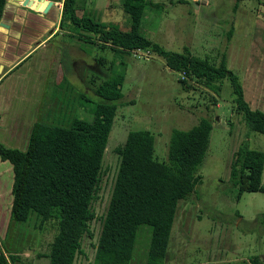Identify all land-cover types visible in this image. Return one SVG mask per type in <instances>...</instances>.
Returning a JSON list of instances; mask_svg holds the SVG:
<instances>
[{
	"label": "rangeland",
	"instance_id": "obj_1",
	"mask_svg": "<svg viewBox=\"0 0 264 264\" xmlns=\"http://www.w3.org/2000/svg\"><path fill=\"white\" fill-rule=\"evenodd\" d=\"M151 1L159 3V7L144 9L141 34L166 50H187L196 57L214 59L215 63L224 54L227 68L238 76L244 100L250 108L264 112V42L261 43L264 25L253 22L256 14L264 12V0H241L234 8V0H200L198 4L192 0ZM84 10L106 25L121 30L129 27V17L119 0H88ZM76 13L80 15L82 10ZM49 46L37 50L4 82L12 87L8 93L12 102L20 94L28 95L30 88L26 84L42 72L43 96L34 121L67 127L73 117L90 119L92 104L97 101L94 86L109 72H123L122 97L116 102L103 153L102 174L92 202L91 236H84L82 253L76 255L73 264H90L92 260L100 216L109 199L117 164L112 148L122 144L129 130L147 129L154 137L156 159L165 161L170 130L188 129L200 117L212 124L208 147L198 169L201 178L194 191L177 203L164 264H253L252 256H256L258 264H264L261 222L264 192H242L237 197V189L229 181V162L235 150L246 144L264 151V135L248 130L241 115L234 112L228 82H222L218 94L188 78L184 84L180 83L184 77L181 72L167 68L161 58L138 50L130 54L114 53L107 46L100 48L98 44L82 42L65 23L63 27L58 25L57 35ZM50 67L53 70L47 73ZM246 67L249 71L257 67L260 73L245 74ZM252 78L263 82L262 86H256L257 90L249 88ZM21 101L18 99L16 106L5 109H19ZM34 107L30 109L33 111ZM5 136L4 128L0 127V138ZM261 182L264 184V168ZM138 231L132 264H141L148 237L147 226L141 225ZM55 233L54 220L40 225L33 216L26 222L11 223L4 237L0 236V247L16 251L20 255L18 264H45L47 259L34 256L48 251Z\"/></svg>",
	"mask_w": 264,
	"mask_h": 264
},
{
	"label": "trees",
	"instance_id": "obj_2",
	"mask_svg": "<svg viewBox=\"0 0 264 264\" xmlns=\"http://www.w3.org/2000/svg\"><path fill=\"white\" fill-rule=\"evenodd\" d=\"M54 1L61 3L59 27L65 23L82 42L98 44L100 48L107 46L119 54L138 50L155 55L167 68L181 72L184 77L180 83L188 78L216 94L226 80L233 95L234 112L241 115L248 130L264 135V112L250 108L244 100L238 76L227 68L224 54L215 63L214 59L199 58L187 50H166L139 32L144 9L157 8L159 3L119 0L129 17L128 29L121 30L90 16L84 10L88 0ZM240 1L234 0L235 6ZM4 3L0 0V17ZM77 10L82 13L77 15ZM122 81L123 72H109L94 86L97 101L92 104L88 120L73 117L67 127L36 120L24 150L7 147L0 141V159L10 162L13 171L8 226L33 216L40 225L54 220L56 233L45 255L48 264H73L76 255L82 253L84 236H91L92 202L102 174L116 102L122 97ZM211 127L209 119L200 117L188 129L172 128L165 161L156 159L154 137L147 129L129 130L122 144L112 148L117 164L90 264H132L141 225L148 227L141 264H164L177 203L200 182L198 169L208 147ZM263 168L264 151L246 144L235 150L229 162V181L236 187L237 197L242 192H264ZM261 216L264 223V213ZM15 258L0 250V264H10ZM250 261L258 264L256 256Z\"/></svg>",
	"mask_w": 264,
	"mask_h": 264
},
{
	"label": "crops",
	"instance_id": "obj_3",
	"mask_svg": "<svg viewBox=\"0 0 264 264\" xmlns=\"http://www.w3.org/2000/svg\"><path fill=\"white\" fill-rule=\"evenodd\" d=\"M52 2L56 8L50 10L46 14L21 6L20 2L17 1H9L3 5L0 19L3 23V25H0V127L4 128V133L7 136L0 138V141L7 147H17L19 150L25 149L32 124L36 121L33 120L34 114L38 112L37 107L40 98L43 96L44 88H42L43 85L40 84L42 80V78H40V76L42 77V72H40L34 81L26 84V86L29 85L30 93L28 95L20 94V96L23 97L18 95L14 101L10 102L8 93L12 87L4 82L14 71L20 70L26 60L37 50L46 47L50 48L49 42L58 32L59 13L61 9V3L59 1L52 0ZM191 2L198 4L200 0H192ZM234 3L235 2L233 1L232 8L235 7ZM253 22L254 24H258V26L263 27L264 12L256 14ZM261 33L263 34L264 39V29H261ZM263 42L264 41L261 43L263 44ZM52 48L53 47H51V49ZM257 56H259V54L256 55V57ZM50 70H53V68H47L46 72L50 73ZM244 73L258 74L260 71L257 67L252 71H249L246 67ZM262 84L263 82L261 79L256 80L255 78H252L250 80L249 88H251V90H257L256 86H262ZM18 99L20 101L22 100L19 109L16 107L12 111H7L5 109V107L16 106ZM33 106L35 107L32 111L30 107ZM42 114L43 113L38 115L41 116ZM12 180L13 171L10 162L0 159V236L2 237H4L7 232L9 224V211L12 200ZM1 249L2 248L0 247V250ZM2 251L6 254L12 252L10 249L9 251L2 249ZM12 253V255L17 256V258H15L14 262H11L10 264H18L19 254L16 253V251H13ZM46 253L47 250L43 252L40 251L34 257H37V259L45 258L47 259L45 264H48V258L45 256Z\"/></svg>",
	"mask_w": 264,
	"mask_h": 264
},
{
	"label": "water",
	"instance_id": "obj_4",
	"mask_svg": "<svg viewBox=\"0 0 264 264\" xmlns=\"http://www.w3.org/2000/svg\"><path fill=\"white\" fill-rule=\"evenodd\" d=\"M20 2L21 6L27 7L31 10L38 11L42 14H46L52 9H55L56 7L53 5L52 0H5V3L7 2ZM1 19V17H0ZM0 25H3V23L0 20ZM1 70V65H0Z\"/></svg>",
	"mask_w": 264,
	"mask_h": 264
}]
</instances>
